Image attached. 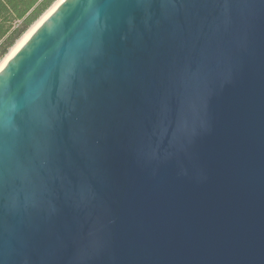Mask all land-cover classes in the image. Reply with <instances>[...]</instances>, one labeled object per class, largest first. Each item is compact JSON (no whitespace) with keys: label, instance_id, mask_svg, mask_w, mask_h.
Returning a JSON list of instances; mask_svg holds the SVG:
<instances>
[{"label":"water","instance_id":"obj_1","mask_svg":"<svg viewBox=\"0 0 264 264\" xmlns=\"http://www.w3.org/2000/svg\"><path fill=\"white\" fill-rule=\"evenodd\" d=\"M0 264H264V0H63L0 70Z\"/></svg>","mask_w":264,"mask_h":264},{"label":"trees","instance_id":"obj_2","mask_svg":"<svg viewBox=\"0 0 264 264\" xmlns=\"http://www.w3.org/2000/svg\"><path fill=\"white\" fill-rule=\"evenodd\" d=\"M55 0H0V60Z\"/></svg>","mask_w":264,"mask_h":264},{"label":"bare ground","instance_id":"obj_3","mask_svg":"<svg viewBox=\"0 0 264 264\" xmlns=\"http://www.w3.org/2000/svg\"><path fill=\"white\" fill-rule=\"evenodd\" d=\"M63 0H55L44 13L22 34V36L14 43L13 46L9 49V51L1 58L0 60V70L5 66L8 62L11 55H13L18 49H20L30 38V36L34 33L36 28L50 15V13L55 10V8L62 2Z\"/></svg>","mask_w":264,"mask_h":264}]
</instances>
